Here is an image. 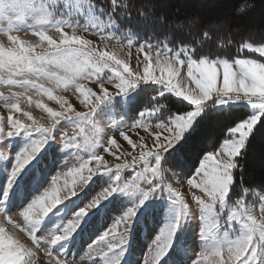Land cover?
Segmentation results:
<instances>
[{
	"label": "rangeland",
	"instance_id": "obj_1",
	"mask_svg": "<svg viewBox=\"0 0 264 264\" xmlns=\"http://www.w3.org/2000/svg\"><path fill=\"white\" fill-rule=\"evenodd\" d=\"M142 1L157 4L164 11L193 4L196 9L190 18L193 30L199 28L202 15L209 6L223 7L231 3V0ZM60 3L63 6L54 7L44 20L39 16L30 20L13 17L0 23V29H3L0 30V206H6L16 222L23 225V218L16 212L49 187L52 199L73 191L83 192L86 187V191L76 198L77 204L92 197L95 199L113 186L120 188L105 201L100 211L92 214L82 231L62 247L55 246V250L61 251L65 259L74 260V264H102L99 259L106 249H90L89 245L117 218L144 199L143 192L138 190V177L143 178L139 168L143 165L149 169L151 157L160 152L161 138L173 136V128L178 132L181 122L178 117L171 124L165 123L173 115L158 103H151L155 96L144 97L145 101L141 103L136 102L138 95L155 89L160 92L157 97L160 99L174 94L187 105H192L193 109L186 113V118H191V113L200 108L197 101L204 106L212 101L205 97L201 87L188 79L187 69L194 63L214 62L216 59L197 60L191 55L192 48L173 49L167 42L142 41L119 24L111 13H101L100 7L90 6L87 0L79 3L77 0H60ZM215 22L211 24L212 28L228 29L229 19L223 8L222 15ZM259 25L255 20L243 29V33L264 37ZM12 28L17 30L9 35L6 30ZM181 49H188V52L177 60ZM158 53L165 57L170 54L174 68L183 65L182 86L177 87L174 76L159 70ZM136 81L138 86L123 93L124 88ZM223 86L221 80L220 88ZM210 95H215L217 101L223 100L219 89ZM102 100L105 102L100 103ZM228 106H243L253 114L257 112L246 102ZM219 132L218 129H203L198 137L194 136L195 149L199 150L209 139H217ZM37 145H42L41 151L13 181L11 170L16 156L24 158ZM186 148L188 150L187 145ZM195 149L187 152L190 160L197 155ZM258 152V160L264 164L261 150ZM158 169L159 160L149 171L158 174ZM91 176H94L93 180L87 186ZM181 176L175 186L189 203L191 213L179 221V246L158 264H193L201 253L245 234L241 225L228 224L215 231L214 239L202 237V210L194 196L203 194L187 184V177ZM65 180L69 183L75 180V189L66 188ZM10 182L13 183L12 189H8ZM6 190L9 195L5 202L3 194ZM259 191L258 188H249V195L244 197L246 207L254 208L258 218L259 203L253 192ZM170 196L166 190H158L149 197L146 206L136 215L128 243L120 248L109 245L120 264H143L157 235L178 220L181 209ZM74 206L72 203L61 206L50 218L30 227L36 229L38 236L58 232ZM0 223L28 243L26 235L7 224L6 218L0 217ZM87 225L88 229L85 228ZM3 244V229H0V247ZM261 260H264V252L258 250V257L249 260L248 264H260ZM0 264H5L3 255H0ZM34 264H49L43 247Z\"/></svg>",
	"mask_w": 264,
	"mask_h": 264
},
{
	"label": "snow or ice",
	"instance_id": "obj_2",
	"mask_svg": "<svg viewBox=\"0 0 264 264\" xmlns=\"http://www.w3.org/2000/svg\"><path fill=\"white\" fill-rule=\"evenodd\" d=\"M79 3L80 0H77ZM92 7H96L95 0H87ZM108 12L112 13L118 9H124L131 14V3L124 4L122 0H107ZM56 6H63L60 0H0V23L10 18L16 20H30L33 16H39L42 20L54 10ZM101 13H105L103 6L99 8ZM237 14L247 11V7L240 5L236 9ZM95 18V17H94ZM111 18V17H110ZM216 26H213L215 28ZM3 30V29H0ZM16 28L6 30L11 35ZM202 36L207 38L209 31H203ZM240 47L247 50H254L261 58H223L214 62L205 60L203 63L197 62L187 69L188 79L204 90L207 99L217 103V106L227 107L228 105L246 102L251 108L257 110L256 114L244 117L232 123L226 128L227 135L222 138V142L217 141L213 145V150L202 155L198 162L193 165L192 174L186 178L189 186L199 189L203 195H196V204L202 210L200 221L202 223L201 234L207 239H214L215 231L221 226L228 224H239L245 229V234L239 235L211 251L203 252L193 262V264H248L249 260L258 257V250L264 252V187L261 191L253 192L259 203V218L254 208L246 207L244 197L249 195V188L241 189L243 195L232 200V191L237 185V176L243 170L242 157L246 150L247 143L255 131L260 118L264 117V43L254 48L253 43L244 42ZM143 51V49H141ZM188 49H181L177 53V60L184 56ZM195 51L191 55L194 56ZM186 59H190L187 57ZM199 60V57L197 58ZM157 67L161 72H166L176 78L177 87L182 86L180 80L183 65L173 67V61L161 53L156 55ZM146 63V62H145ZM222 66V68H218ZM144 65H142L143 69ZM223 80V88H220V81ZM138 81L131 83L130 87L124 88L123 93L138 86ZM219 89L223 93V100L217 101L215 95L210 93ZM234 94V95H230ZM243 97V99H242ZM111 97H109L110 99ZM101 101L100 103H104ZM200 104L198 111L191 113V118H186L187 114L179 112L168 120L171 124L178 117L181 118L179 131L173 128V136L161 138L159 145L160 152L152 156L149 169L159 160L157 172L149 171L140 166L138 190L143 192L144 199L129 209L124 215L117 218L91 245L90 249L104 248L103 255L99 260L102 264H120L119 258L113 255V245L120 248L128 243V236L132 231L135 218L147 204L148 198L154 193L166 190L174 197V202L179 205L181 215L172 225L165 228L153 242L143 264H158L169 252H174L179 246L180 220L191 213L190 205L185 200L184 195L175 186L180 182L181 169L188 163L186 153L183 150L184 143L188 136L195 131L197 120L204 114V104ZM42 145H37L31 149V153L21 158H15V166L11 170L13 181L19 172L29 164L31 160L41 151ZM2 155V153H0ZM171 165V166H169ZM94 176L87 180V186L92 182ZM199 177V179H197ZM158 178V179H156ZM54 178H52L53 181ZM242 184V183H241ZM241 184L239 186H241ZM13 183L8 184V189H12ZM86 191V187L83 192ZM120 188L113 186L109 191L101 192L99 196L93 197L83 203H76V198L83 192H69L64 196L52 199L51 187L45 189L41 194L33 197L20 211L16 212L23 218V225L16 222L12 213L9 214L6 206H0V217L7 220V224L12 225L18 231L26 235V241L17 237L15 232H10L5 224L0 223L3 229L4 244L0 247V255H3L5 264H34V260L41 247L44 254L49 258V264H74V260L65 259L61 251L55 250V246H63L72 237L83 230L82 226L89 221L93 213L100 211L106 200L110 199ZM9 192L6 190L3 199L6 202ZM69 203L75 206L69 210V217L64 226L58 231L47 236L37 235L36 229L30 227L38 224L46 218H50L59 210L61 206L67 207ZM43 242V243H42ZM66 252L67 249H64ZM123 255V253H121ZM98 260V261H99ZM264 264V260L260 261Z\"/></svg>",
	"mask_w": 264,
	"mask_h": 264
},
{
	"label": "trees",
	"instance_id": "obj_3",
	"mask_svg": "<svg viewBox=\"0 0 264 264\" xmlns=\"http://www.w3.org/2000/svg\"><path fill=\"white\" fill-rule=\"evenodd\" d=\"M95 2L98 7L103 6L105 11L110 13L108 12L107 0H95ZM122 3H131V14L129 15L124 9H118L111 14L119 24L139 36L142 41L167 42L173 49L192 48L195 51V59L198 57L199 59L261 58L256 53L243 51L240 45L244 42L253 43L256 46L264 43V37L243 33V29L252 25L255 20L260 24L259 30L264 32V0H231L229 6H209L208 11L202 15L201 25L196 30L192 29L193 23L190 19L191 14L196 10L193 4H187L183 8H169L164 11L157 4L146 3L142 0H122ZM240 5L246 6L247 11L237 14L236 9ZM222 8L229 19L227 30L220 27H211V24H215V20L222 15ZM230 29L238 33L234 34ZM203 31H209L207 38L202 36ZM159 94L160 92L157 89L153 92L141 93L138 95L136 102L143 103L145 101L144 97L149 99L150 96H155L156 99L151 102L158 103L159 106L164 107L168 114L172 115L179 112L189 113L193 109L191 105H187L172 94L165 95L161 99L157 98ZM204 109V114L196 122L195 131L188 136L183 146L188 161L185 167L180 170L181 175L184 177L192 174L193 165L198 162L199 158L202 159V155H205L207 151L213 150V145L217 141L222 142V138L227 135L226 129L222 132L226 125L229 126L236 120L253 115L246 107H218L217 103L214 102L207 103ZM205 128L213 131L218 129L220 132L217 139H209L197 150L195 149V143H192L194 136L198 137ZM191 143L193 146L190 147ZM193 149H195L197 155L194 160H190L187 152L193 151ZM258 150H261V154L264 156V117L260 118L247 143L242 157L243 170L238 173L237 185L231 193L232 199L239 198L243 194L241 191L243 187L258 188L259 190H261L260 187H264V164L258 160ZM240 184L241 186H239Z\"/></svg>",
	"mask_w": 264,
	"mask_h": 264
},
{
	"label": "clouds",
	"instance_id": "obj_4",
	"mask_svg": "<svg viewBox=\"0 0 264 264\" xmlns=\"http://www.w3.org/2000/svg\"><path fill=\"white\" fill-rule=\"evenodd\" d=\"M64 185H65L66 188H68V189H75V187H76V181L73 180L71 183H69L68 180H65V181H64ZM74 192H75V191H73V193H74Z\"/></svg>",
	"mask_w": 264,
	"mask_h": 264
}]
</instances>
